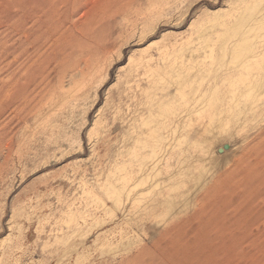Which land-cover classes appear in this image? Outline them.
I'll list each match as a JSON object with an SVG mask.
<instances>
[{
    "label": "rangeland",
    "instance_id": "rangeland-1",
    "mask_svg": "<svg viewBox=\"0 0 264 264\" xmlns=\"http://www.w3.org/2000/svg\"><path fill=\"white\" fill-rule=\"evenodd\" d=\"M38 3L0 0V264H126L166 225L135 218L128 203L97 201V182L136 162L140 123L152 121L158 101L174 109L193 89L205 93L236 73L231 52L247 30L251 53H264V0H58L61 36L50 53L43 34L26 36L35 19L31 12L30 24L24 21L26 9ZM214 124L202 146L214 155L204 172L216 179L250 156L264 121L224 132ZM192 189H183L171 216ZM246 189L225 200L230 211L222 205L215 227L224 233L214 227L198 239L202 264H264V185ZM185 256L154 263H199Z\"/></svg>",
    "mask_w": 264,
    "mask_h": 264
},
{
    "label": "bare ground",
    "instance_id": "bare-ground-1",
    "mask_svg": "<svg viewBox=\"0 0 264 264\" xmlns=\"http://www.w3.org/2000/svg\"><path fill=\"white\" fill-rule=\"evenodd\" d=\"M29 1L24 0V7ZM35 1H39L41 6L32 5L31 9H26L27 18L24 20L25 22H29L30 24V16L32 14L35 15V19L33 18L34 21L32 22L33 25H30L29 29H25L28 32L26 36L28 37L34 33L43 34L44 41L49 42L48 51L50 53L61 36V32L59 31V25H61L59 22L60 17L57 16L58 12L53 7L58 0H44L48 3V7H44L41 0ZM39 3L38 5H40ZM37 13H40L44 17L40 16L38 18L36 16ZM240 21H242V18L236 23ZM48 22L51 25L47 26L46 23ZM253 36L252 29L247 30L245 34L246 38L237 41L236 46L232 49L231 55L234 58L235 66L238 68L234 75L227 76L228 79L223 80L219 85L213 86L205 93H199L196 90L194 92L193 89L191 91L193 97H189L185 101L180 99V102L176 103L177 106H174V109L157 100L158 105L156 109L158 111L153 116L152 121L140 123L139 127L142 136L135 140L136 150L134 153H136V162L128 163L118 170H110L109 174H111L112 180L107 183L106 180L102 183L97 182L96 187H99L96 196L97 201L103 203L104 198L107 197V199L113 201L116 208H121L123 204L128 203L130 204V208L135 207L137 209L133 213L135 218L143 220V217H150L153 220L154 228H161L163 225H166L160 237L152 242L151 247H141L137 254L128 259L126 264H150L152 261L151 264H155L154 260H161V262L163 260L164 262V259H173L174 261V259H182L181 256L186 257L185 255L188 257L194 255L195 258V255L198 254L201 248V246L199 249L196 248L199 244L197 242L198 239H202L201 235L203 231L206 232L215 227L217 219L220 221L219 218L221 219L222 215L220 211L224 210V206L222 207V205L225 204L227 206L229 203L227 198L230 197L233 190L236 187L248 188V190L252 187V190L251 188L249 190L252 192L254 189L264 185V172H261L264 171V159L261 157L264 152V134L263 136L260 134L256 137V139L260 140L259 144L257 142L256 146L252 145V148L247 149L249 153L251 152L249 157H245L244 154L243 157L235 159V167L233 166L224 171L216 179L215 175L211 174L213 172H204L206 167L205 162L214 155L210 154L212 153L210 152V145L208 148H204L205 144L203 145V143L211 141L212 137H214L210 135L211 130L218 127L214 123H220L219 128L222 126L227 128L228 126L230 130H234L256 126L259 122L264 121V102L263 104H258L259 100L263 101L262 96L264 95V83L261 82L264 80V53H251L254 41L250 39ZM41 51V47L36 42L32 49V54L39 57ZM188 72L190 71L186 73L188 74ZM178 74L180 75V73ZM176 77L178 78V76ZM179 78L178 80H180ZM160 81H163V79ZM177 86L179 85L177 84ZM242 98H250V101L245 100L243 102ZM151 100L153 99L151 98ZM260 108H263L262 114L257 116L256 113ZM213 125L215 127L212 128ZM141 126L143 127L141 128ZM224 127L221 130L223 132L227 131ZM203 132H206L208 136L200 138ZM192 147L200 149L202 155L206 154L207 157L205 159L202 158L201 154L193 150ZM255 147H258V149ZM261 148L263 149L262 151ZM172 159H174L173 164H171ZM224 165L225 162L217 168V171L219 168L222 169ZM174 166L176 168L170 171L172 170L170 168ZM250 174L255 176L254 179ZM204 177L205 179H203ZM131 179H135V183L131 184ZM202 179L203 181H200ZM189 185H192L193 189L188 191V198L186 197L182 203L180 211L171 216L172 213L170 212L172 208L177 203V200L184 195L185 191L183 189ZM202 190H204V193H201ZM151 194H153L152 197ZM189 196L192 199H189ZM228 206L227 209H229ZM227 213L230 220V212L227 211ZM225 217H222V219L227 218ZM228 218L225 220L226 222ZM128 220L130 221L129 218ZM224 229L226 230V226ZM216 230L219 229L217 228ZM224 235L226 236V234ZM228 236L227 238H229ZM212 238L211 240L213 241ZM225 239L226 237L223 238V240ZM200 244L202 243L200 242ZM216 245L215 247H218ZM129 246H131V243H128L126 248ZM190 246L191 248L198 249V251L193 254L194 250L191 252L192 255H190L189 251L192 250ZM207 253L209 254L210 252ZM149 259L151 260L149 261ZM192 260H188V262L190 261V264L191 262L194 264L195 260L194 262ZM196 260L199 259L197 258ZM181 261L180 263L185 260ZM155 262L159 264L160 261ZM202 263L199 260L198 264ZM173 264L175 263L173 262ZM206 264L208 263L206 262Z\"/></svg>",
    "mask_w": 264,
    "mask_h": 264
}]
</instances>
